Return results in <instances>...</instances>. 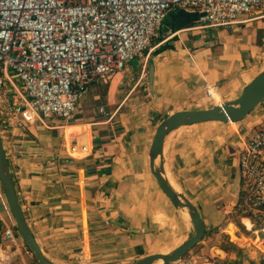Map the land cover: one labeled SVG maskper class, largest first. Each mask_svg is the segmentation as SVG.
I'll return each mask as SVG.
<instances>
[{"label": "crops", "instance_id": "1", "mask_svg": "<svg viewBox=\"0 0 264 264\" xmlns=\"http://www.w3.org/2000/svg\"><path fill=\"white\" fill-rule=\"evenodd\" d=\"M198 16L193 9L167 13L149 53L151 86L148 75L145 88L140 81L134 84L136 62L106 83L88 86L85 104L107 87L105 104L116 108L109 119L77 117L80 108L70 123L19 126L3 116L0 101V134L19 204L49 261L130 262L169 252L193 233L188 214L169 201L149 170L155 129L175 111L236 98L264 69V11L227 27L203 29L194 28ZM5 82L11 88L4 87L7 97L16 98ZM254 110L238 122L179 126L164 138L166 178L197 208L205 233L228 223L244 203L237 158L250 127L264 119V112L253 116ZM8 214L0 189V217ZM0 264L38 263L22 240L12 245L0 238ZM169 264L194 263L181 258Z\"/></svg>", "mask_w": 264, "mask_h": 264}, {"label": "built area", "instance_id": "2", "mask_svg": "<svg viewBox=\"0 0 264 264\" xmlns=\"http://www.w3.org/2000/svg\"><path fill=\"white\" fill-rule=\"evenodd\" d=\"M177 9L198 10L194 28L227 27L264 11V0H0V65L16 93L10 100L0 78L3 116L49 127L50 120H73L90 84L106 83L133 61L142 78L158 29ZM98 112L111 117L103 106ZM237 166L244 205L262 212L264 119L250 127ZM0 238L12 245L20 239L10 212L0 217Z\"/></svg>", "mask_w": 264, "mask_h": 264}, {"label": "water", "instance_id": "3", "mask_svg": "<svg viewBox=\"0 0 264 264\" xmlns=\"http://www.w3.org/2000/svg\"><path fill=\"white\" fill-rule=\"evenodd\" d=\"M154 65L151 62L148 69L149 84L153 80ZM264 99V69H262L250 82L243 85L240 94L231 100L221 101L212 107L199 109H184L175 111L164 117L156 127L148 155L149 170L157 185L175 207L184 210L193 225V233L182 243L169 252H154L136 258L130 262L102 263V264H169L182 258V256L200 242L205 233L203 220L191 201L181 192L176 191L166 178L163 165V142L166 135L179 126L195 124L206 121L221 123L238 122L244 119ZM0 134V187L3 192L8 210L15 222V229L20 239L31 251L38 264H55L49 261L42 253L32 231L30 230L21 210L16 194L15 185L9 169Z\"/></svg>", "mask_w": 264, "mask_h": 264}, {"label": "rangeland", "instance_id": "4", "mask_svg": "<svg viewBox=\"0 0 264 264\" xmlns=\"http://www.w3.org/2000/svg\"><path fill=\"white\" fill-rule=\"evenodd\" d=\"M152 45L153 43L151 44V46ZM151 62H153V59L151 55H148L146 62V69L144 71V75L142 78H140L139 75L140 69L135 73L136 77L134 80V84L135 82L140 81L141 83L140 89L145 88L147 86L144 82L147 79L149 64ZM132 64L135 66V61H133ZM9 75L11 76L13 81L19 86V88L23 90V87L19 79L10 72ZM0 78L4 82L5 90H7L8 92L11 91V88L6 85L1 70V65H0ZM142 82L144 84H142ZM106 89L107 87L106 88L100 87L101 91L97 93L99 96L96 99L95 97L94 99L92 98L90 100L91 102L85 104V102L82 101L80 107L82 111L80 112L81 114H78L77 117L85 116V117H92V120H102L104 119V115L98 112V108L100 106H103L107 111L111 113L116 111L115 105L108 107L105 104L103 94L105 93L104 91ZM143 94L144 95L146 94L145 89L143 91ZM260 104H259L260 106L255 108V110L253 109L254 110V112L252 113L253 116L260 115L264 112V102L262 101ZM0 115H1V111H0ZM81 120L82 119H79L78 121ZM67 123H70V121ZM47 124L48 126L51 125L50 122H47ZM7 130L8 129H6V131ZM244 215L246 218H248L249 224L244 222L243 220ZM206 233H205L206 236L204 235L200 240V242L196 243L182 256L183 259H186L187 261H193L194 264H236L234 263V260L237 259L236 251H224L223 249L220 248V246L226 245L227 240L232 241L233 243H235V245L242 248L240 264H260L261 258L264 259V236L261 234L264 233V208L262 209V212L254 213L252 209L250 210L244 205V203H242L238 207H236L230 220L228 219V223H222L217 227L210 226L208 227ZM162 244H163L162 247H165V242H161V245Z\"/></svg>", "mask_w": 264, "mask_h": 264}, {"label": "trees", "instance_id": "5", "mask_svg": "<svg viewBox=\"0 0 264 264\" xmlns=\"http://www.w3.org/2000/svg\"><path fill=\"white\" fill-rule=\"evenodd\" d=\"M243 194V192L241 191ZM209 233V232H208ZM207 234V233H206ZM264 236V233H261ZM221 249L224 251H236L237 259L234 260V263L240 264L241 263V254H242V248L235 245L232 241L227 240L226 245L220 246ZM260 264H264V259L261 258Z\"/></svg>", "mask_w": 264, "mask_h": 264}, {"label": "bare ground", "instance_id": "6", "mask_svg": "<svg viewBox=\"0 0 264 264\" xmlns=\"http://www.w3.org/2000/svg\"><path fill=\"white\" fill-rule=\"evenodd\" d=\"M211 93H212V96L214 98L215 95H217V93L213 92L212 89H211ZM215 99V98H214ZM244 221L249 224L248 220L245 218Z\"/></svg>", "mask_w": 264, "mask_h": 264}]
</instances>
